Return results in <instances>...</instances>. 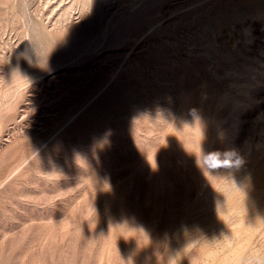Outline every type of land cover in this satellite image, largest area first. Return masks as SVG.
Instances as JSON below:
<instances>
[{"label":"rangeland","instance_id":"rangeland-1","mask_svg":"<svg viewBox=\"0 0 264 264\" xmlns=\"http://www.w3.org/2000/svg\"><path fill=\"white\" fill-rule=\"evenodd\" d=\"M0 264H264V0H0Z\"/></svg>","mask_w":264,"mask_h":264}]
</instances>
